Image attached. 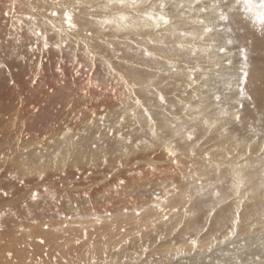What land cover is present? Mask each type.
<instances>
[{
  "label": "bare ground",
  "instance_id": "1",
  "mask_svg": "<svg viewBox=\"0 0 264 264\" xmlns=\"http://www.w3.org/2000/svg\"><path fill=\"white\" fill-rule=\"evenodd\" d=\"M29 1L32 7L28 6ZM127 6V0H0V63L10 61L12 66L11 75L8 77L0 71V157H3L0 159V189L8 192V197L0 196V212L6 213L5 218L0 220V264H216L217 251L216 253L211 251L215 245L211 238H215V234H221L224 235V239L231 234H229L230 231H234L233 221L228 227L230 220L224 215L226 211L231 210L238 213L236 201L234 202L232 198L238 191H235L236 185L233 183L235 178L227 180V193L224 191L225 195L221 192L225 196L222 195L218 201H212L209 192L202 189L206 194L205 198H202L205 204H212L211 213L207 219L205 216L201 217L202 223L206 220L205 226L198 223L199 226L194 228L196 224L193 223L195 218L193 209L202 208L201 201L198 200L200 194L196 187L186 188L183 182L192 181L190 177L207 176L208 172L202 169L203 166H208L202 158L206 150L199 147L193 156L196 159V165L204 163L201 165L202 168L197 166L204 171L200 169L192 172L191 166L190 171L177 170L180 166H176V159L185 158L189 161L191 157L188 152L183 153L186 154L183 155L184 157L169 156L166 149L170 148L172 140L185 144L187 136L182 134V128H174L172 124L170 125V94L160 86L157 78L152 79L149 75L145 83V76L143 78L138 76L139 91L129 89L131 95L134 92L142 98L139 105L136 103L140 99L137 96H135L137 97V100L134 99L135 102L130 104V100L128 101L137 117H134L129 125L133 127L134 133L129 134L127 138H131L133 145L139 141L140 146L144 145V148L135 146L128 148L129 152L125 155L123 148L128 145H122L115 138L105 137L104 134L97 136L99 135L97 133V137H92L97 131H101L103 124L107 122L113 124L120 119V114L123 112L126 114L128 111L126 108H129L123 104L127 100L125 101L126 97L122 99V92L114 86L107 88L103 85L107 82L105 76H113L112 74L120 67L129 71L131 78L133 74L130 70L134 73V67L136 69L138 65L143 69H150L149 64L144 63L141 57L142 62L128 58L130 60L127 63L128 66L124 65L123 63L127 61L126 57L118 51L121 62H112L108 56L109 53L103 52L106 49L104 47L109 44L111 47L116 46L124 39V36H127L128 43L140 42L141 49L149 50L156 55H161L158 51L160 46L157 47L161 44L167 46L170 52V40L161 42L163 40L159 39L158 33L152 30V20L147 19L145 12L133 9L132 14H129L130 10L126 8ZM53 12L59 15H51ZM66 12L72 15L74 24L82 22L81 29L80 27H76L75 30L67 28ZM122 16L126 17L124 22H122ZM126 22H129V25L125 24ZM104 25L110 26L113 30L112 36L107 35ZM37 31L47 38L48 44L53 42L54 47H49L47 51L41 47L35 52H27L28 48L25 44L29 42L36 41V44L43 46V38L34 35ZM166 36L164 39L167 38ZM128 43L123 42V45L129 46ZM57 44L61 45L60 50H57ZM99 44L103 47L101 51L97 49ZM20 45L23 46L21 53L28 59L33 57L36 63L32 65L27 60V63L19 68L24 70L17 72L20 60L11 61V54L16 51L14 48ZM90 52L96 57L95 67L89 70H86L85 66L80 68L79 65H83L86 59L92 64ZM84 55L88 57L85 58ZM41 61H43L42 67ZM76 61L79 63L76 64ZM105 62L112 65V73L108 71ZM57 64H61L65 70L63 77L58 76L54 71ZM34 68L37 69L35 74L40 77V82L33 88L29 79L34 74ZM93 68L95 69L92 70ZM151 68L153 70L152 66ZM76 71H79V76L74 74ZM134 74L136 75V72ZM120 77L124 80L128 79L126 75H120ZM12 78L17 81L15 88L7 83V80ZM89 79L93 85L98 82L99 87L93 88L90 95L85 98L80 95V90ZM52 88L55 89L54 93L50 92ZM161 95L164 98L163 103L159 99ZM121 101V105H118L117 102ZM69 104L73 106L70 110L67 107ZM37 107L41 109L39 113L35 111ZM81 111H83V118H75L74 115L79 116ZM91 113L95 115L92 116ZM102 116L103 120H101ZM131 116L129 117L132 118ZM128 119H124L125 122H131ZM159 127L166 132L164 135H170L171 141L163 140L157 130ZM68 128L71 132L65 135ZM114 133L123 132L117 127ZM68 140L69 143H65ZM64 144L67 145L63 147ZM117 148H121L120 152L116 151ZM25 149L27 151H24ZM230 152H232L231 155H222L220 158L223 164L225 163L231 169L230 174H235L234 171H238L237 158L232 150ZM105 156L108 157L107 165L102 163ZM121 163L123 167H119ZM77 168L79 180L75 178ZM209 169L214 171L212 167ZM171 170H176V173L179 171L184 176V181L182 176L179 177V184L182 186L181 190L177 189V192L174 188L168 190L169 187L162 191L158 189L156 192L157 195L168 198V200L164 199L166 203H163L166 211L159 213L155 210L149 211L148 206V208H142L143 204L138 196L146 191L144 186L148 183H156L160 173L167 174ZM239 170L242 171V169ZM40 171H44L46 175L45 182L35 179ZM89 171L92 172L90 177H88ZM8 172H15L23 178L24 186L21 187L18 183L9 180ZM120 179H124L126 183L117 192V181ZM246 180L244 189L253 191L255 179L250 181L251 183L248 178ZM196 181L199 182V179ZM38 187H49L52 191H41L40 203L34 205L29 200V196L31 191ZM143 189L145 191L142 192ZM210 189L212 190V187ZM84 192H88L91 198H85ZM129 194L132 197H128ZM180 194L188 197L185 198L188 203L191 202L188 206L186 204L185 211L178 206V200L182 198ZM57 195L59 200L53 199ZM126 197L130 199L125 201ZM177 206L178 215L175 214ZM138 211L141 213L139 216L136 214ZM165 215L169 218L167 221L163 219ZM240 218H243V214ZM44 223L49 228L43 227ZM212 227L215 228L214 236L210 231ZM21 228L23 231H20ZM160 237L163 239L161 240ZM41 240L44 241L43 244L40 243ZM193 240L195 243L192 242ZM144 248L148 249L146 253L143 251ZM171 257L174 259L170 260Z\"/></svg>",
  "mask_w": 264,
  "mask_h": 264
},
{
  "label": "rangeland",
  "instance_id": "2",
  "mask_svg": "<svg viewBox=\"0 0 264 264\" xmlns=\"http://www.w3.org/2000/svg\"><path fill=\"white\" fill-rule=\"evenodd\" d=\"M127 3L129 7L127 6L126 8L130 10L129 14H132L131 10L133 9L142 10L145 12L147 19L150 21L152 20V30L156 34L158 33L159 39L163 40L161 42L165 43L167 39L170 40V52H168L167 46L161 44L157 45V47L160 46L158 47V51L161 53L160 56L150 52L149 50L147 51H149L148 53H150V55H145L146 50L141 49L140 42L130 44L126 40L127 36H124V39L121 40L116 46H113L112 44L111 45L113 47H111L110 44L107 46L104 45V48L106 49H104L103 52L109 53L108 56L112 62H121L118 58V51L119 53L123 54L124 57H126L127 61L124 63L122 62L124 65H127V63L130 62L128 58L131 60L138 59L140 60L139 62H142L144 59V63L149 64L148 68L150 67V69H143L137 64L138 67L136 69L134 67V73L136 72V75L129 69L133 74V78H131L130 74L128 73L129 71L125 70L124 67H120L118 70L119 72L115 71L112 74L113 76H105L107 82L103 85L107 88L114 86V88H117L119 92L123 93L122 99L124 100L126 97L125 101L127 100V104L124 102L123 104L130 108H126L128 110L127 113H130L125 114V112H123L120 114V117H123L125 120L129 118L128 120L131 121L132 119L134 120V117H137V114L133 112L134 108L132 109V105L130 106V104L131 102H135L134 99L137 100V97L139 96L134 94V92V95H131L130 90L134 89L135 92L139 91V83L137 82V79H139L138 76H141L142 78L145 76V83L149 78V75L152 79L157 78L156 80L159 81L160 86L170 94V125L172 124L174 128H182L183 133H181L187 136V138L182 136L185 137V140L187 141L185 144L178 140H172L173 142L170 144V149L175 153V157L178 155H186L187 152L191 157L190 160L188 159L189 161H187L185 158H182L183 160L176 159V166H180L179 168L177 167V170L179 169L181 172H183L184 170L190 171L192 169V172H196L197 170H200L202 168L201 165H204L205 163V165L207 164L208 166H203L202 169L208 173L210 172V175L207 173V176L205 177H190L192 181L187 180L189 182L184 181V176L181 175L179 171L176 173V170H171L170 173L167 174L164 172H162L163 174L160 173L159 179L156 180V183L152 182V184L148 183L144 186L146 191L150 190L151 192H146L145 189H143L142 192L145 191L143 192L144 194L142 195L141 193V195L138 196L139 201H141L144 206H142V208L150 207L148 208L149 211L155 210L159 213H162L161 211L157 210L153 204H157L158 202L163 207L166 203L165 200H168V198H164L162 195H157L156 192H158V189H160L159 191H162L168 187V190H172L174 188L176 192L178 191L177 189L181 190L182 184H179V177L182 176L181 178L184 181L182 182L185 187H196V189H198V194H200L198 200L201 201L200 205H202L200 207L202 208L193 209V213L195 214L193 223L196 224L194 225V228L198 227L199 224L205 226L206 220L202 223L201 220L203 219H201V217L205 216L206 219L207 217L209 218L212 204H205L204 199H202L206 196L204 193L209 192L208 194L209 197L213 199L212 201H218L220 198H222V195H226L227 193L228 187L226 186H228V179L235 178L233 179V183L236 185L235 191H238L235 192V195L232 198L234 199V202L236 201L235 205L238 207V215L235 211L233 212V210H231L226 211L224 216L225 218L227 217L226 219L230 220L229 224L233 221V230L236 231V234H234V231H230L229 234H231L226 238L224 237L223 239L224 235L215 234V228L212 227L210 231L212 232L213 236L214 234L216 236L215 238H211V240H214L215 245L213 248H211L212 250H210L215 251V253L217 251L216 264H264V0H127ZM28 6L32 7L31 1H29ZM15 7L16 5L14 6V9ZM23 7H25L24 4ZM150 12H152L154 15H152ZM161 16L166 17L169 23L165 24L161 19ZM153 18L156 20H153ZM121 19L122 22H124L126 17L122 16ZM77 23L78 24L75 23L77 27L82 25V22L80 23V21ZM127 23L129 25V22H126L125 24ZM81 28L82 27L79 29ZM167 28H169V31ZM208 29H210V31H207ZM104 30H106L108 36L113 35V30L110 28V26L104 25ZM161 31H163V33ZM164 36L167 38L164 39ZM120 38L122 39V36H120ZM123 42L128 43L129 46L123 45ZM22 45L15 47L14 49L16 51L13 53L23 51L22 47L24 45ZM39 45L40 44H36V41H34L27 43V45L25 44V47L34 48L36 51L41 47L44 49L43 46ZM49 47H54V43L50 42ZM101 47L102 45L99 44L97 49L101 51V49H103V47ZM123 49H127V51ZM245 55L247 56L246 60ZM87 57L88 56H85V58ZM21 59V64L19 63V67L16 69L17 72H22L24 69H19L20 66L27 63L23 57ZM33 59L34 58L31 57L27 60L32 65H35L36 59ZM16 60L11 58V61L16 62ZM151 66L153 67V70ZM83 67L86 70L91 68L89 60L86 59L84 61ZM163 68L165 69L163 70ZM94 69L95 68L92 70ZM151 71H153L154 77L151 75ZM116 72H118L120 75L127 76L128 81H125H127V84L130 85V87L121 81L120 75ZM245 73H247L246 83L244 75ZM191 94L193 95L191 96ZM139 98L140 101L142 97L140 96ZM129 100L130 104L128 102ZM117 103L118 105H121L122 101ZM177 119L184 121L181 122ZM125 120L123 124H119V120L113 122V124L109 122L103 124L102 128L100 129L101 131H99L100 133L97 131L92 137H97L104 134L105 137L108 136L114 139V137L109 134V131L111 129L112 132H114V129H117V127L120 128L123 133H125V137H128L129 134L133 135V127L129 126L132 121L128 122V124L125 122ZM172 121L175 124L172 123ZM147 122L152 125L151 122ZM108 125L109 127H107ZM151 125L149 128H151ZM160 128L162 127L157 128V130L159 134H161L163 140L171 141L169 140L171 139L170 135H164L166 132H164L163 128ZM185 128L187 129V132ZM97 133L99 135H97ZM189 136H191V139H189ZM220 138L222 142L219 140ZM65 143L68 144L69 140ZM67 144H64L63 147H65ZM134 146L135 144H131L126 147L132 148ZM192 146L194 148H192ZM140 147L141 146H139V148ZM142 147L144 148L145 146L143 145ZM199 147H203L206 151L202 156V158H204L203 161L205 162L198 166L196 165L197 162L193 156L195 150ZM120 149L121 148H117L116 151L120 152ZM209 149L211 151H209ZM231 150L237 158L236 168L240 174H237L238 171L235 170L234 172L237 175L236 177L234 173L230 174L231 172L229 171H231V169L228 167V165L224 163L225 166H223L224 164L220 158L222 155H231ZM225 151H228V153ZM239 158L242 159L239 160ZM216 162H218V164H216ZM185 164L187 165L185 166ZM197 166L201 168H198ZM251 166L253 167L251 168ZM208 167H212L214 171ZM239 169H242V171ZM226 173L228 175H226ZM246 175L251 177H247ZM175 176L178 179H176ZM247 178L249 179V182L254 179L256 181V183L253 181V183H255L252 188L253 191L244 189ZM250 178H252V180ZM198 179L199 182L196 181ZM170 183H172L174 187L170 185ZM223 183L224 185H222ZM160 186L163 187L161 188ZM211 187L212 190L210 189ZM213 187L215 189H213ZM202 189L205 192H203ZM221 192H224V194ZM244 192L245 194H243ZM246 192L249 193V195ZM183 195L184 194H180L182 198L178 200V206L182 208V211H185L186 204L188 206V204L191 202L188 203L187 199L185 200V198L188 197H183ZM127 196L132 197L130 194ZM157 196L161 198L157 200ZM128 197H126V200L124 198V200L128 201L130 199ZM150 199H154L155 201ZM178 206L175 210L176 215H178ZM165 211L166 209L163 207V212ZM242 214L243 218L241 219L240 217ZM195 219H197V221ZM230 226L231 224L228 225V227ZM245 232L248 233L246 234ZM221 245L222 247H220ZM171 259L173 260L174 258L171 257L170 260Z\"/></svg>",
  "mask_w": 264,
  "mask_h": 264
},
{
  "label": "snow or ice",
  "instance_id": "3",
  "mask_svg": "<svg viewBox=\"0 0 264 264\" xmlns=\"http://www.w3.org/2000/svg\"><path fill=\"white\" fill-rule=\"evenodd\" d=\"M51 15L58 16L59 13L53 12V13H51ZM161 19L163 20V22L165 24L169 23V21H168V19L166 17L161 16ZM65 22H66L67 28L69 30H75L76 29L77 26L73 23L72 15L70 13H68V12L65 13ZM207 31H210V29H208ZM34 35H36L37 37H42L43 38V40H44L43 48H44L45 51H47L49 49V44H48L47 38L44 37V36H42V33L39 32V31L35 32ZM89 35H91V34L89 33ZM56 48H57V50H60L61 49V45L60 44H57L56 45ZM85 48H87V45H85ZM35 51H36V49L31 48V47H29L27 49V52H35ZM11 55H12V59H19L20 60L23 57V59L25 60V62L28 59V57L25 56L21 52H15V53H12ZM145 55H150V53H148L147 51H145ZM89 56H90V60L92 61V64H90V67H95L96 57L91 52L89 53ZM246 59H247V56L245 55V60ZM78 63L79 62L76 61V64H78ZM105 63H106V67H107L108 71L110 73H112L113 72L112 65L110 63H107V62H105ZM40 66L41 67L43 66V61H41V65ZM79 67L80 68H83V65L80 64ZM11 69H12V66H11V62L10 61H4L3 63H0V71H3L5 73V75H6V77H8L9 75H11ZM36 71H37V69L34 68V70H33V73L34 74L29 79V83L33 87H36L39 84V82H40V77L35 74ZM54 71L57 73L58 76L63 77L65 70L61 66V64H57V65H55ZM74 74L77 75V76H79L80 73H79V71H76ZM244 75H245V83H246L247 73H245ZM120 79H121V81L123 83H125V85H127V81H125L123 77H121ZM7 83L10 84L12 88H15V86L17 84V81L14 78H12L10 80L8 79L7 80ZM98 87H99L98 82L95 85H93L91 79H89V80L86 81L85 86L80 90V95L82 97H85L86 98V97H88L90 95V93H91V91H92L93 88H98ZM50 92L54 93L55 92V89L54 88L50 89ZM159 99H160L161 103H163L164 98H163L162 95L159 97ZM136 103H137V105H139L140 104V101L137 100ZM34 104H36V103H34ZM67 107L70 110V109H72L73 106L71 104H69ZM35 111L39 113L41 111V109H39L37 107V108H35ZM91 115L94 116L95 113H91ZM74 116L77 119H82L83 118V111L80 112V115L79 116H76V115H74ZM103 119H104V117L102 116L101 117V120H103ZM123 122H124V118L123 117H120L118 123L119 124H123ZM70 132H71V129L68 128L67 131L65 132V135H68ZM109 134L112 135L116 140H118L122 145H131V144H133V141L131 140V138L125 137L123 135V133L116 134V133L112 132V130L110 129ZM45 139H47V137H45ZM61 139H63V137H61ZM189 139H191V136H189ZM139 146H140V142L137 141L135 143V147L136 148H139ZM94 147H95V145H94ZM24 151H27V149H25ZM123 151H124V154L126 155L128 153V148L127 147L123 148ZM166 151H167V154L169 156H175V153L170 148L166 149ZM2 158L3 157H0V159H2ZM102 163L104 165H107V163H108V157L107 156L104 157ZM90 167H91V165H90ZM119 167H123V164L121 163L119 165ZM78 173H79V169L77 168L76 169V172H75V174H76L75 175V178L77 180L80 179V175ZM90 176H92V172L91 171L88 172V177H90ZM8 179L11 180V181H13V182L18 183L21 187H23L24 184H25V180L23 178H20L17 175V173H15V172H8ZM35 179L38 180L39 182H45L46 175H45L44 171H40L38 174H36ZM125 183L126 182H125L124 179H120L119 181H117V190H118L117 192H119L122 189V187L125 185ZM41 191L50 192V191H52V189L49 188V187H38V188H35L34 190H32L31 193H30V196H29V200L31 201L32 204L35 205V204H39L40 203V193H41ZM0 196L8 197L7 190L0 189ZM83 196L85 198H91V196H90V194L88 192H84L83 193ZM53 199L59 200V195H57ZM156 199L158 200L159 197L157 196ZM153 206L157 210L163 212V207L161 206L160 203H157V204H155ZM136 214L139 216L141 213L138 211ZM5 215H6V213L0 212V220L4 219L5 218ZM163 219L165 221H167L169 218H168L167 215H165L163 217ZM33 222L35 223L36 221H33ZM43 227H45L46 229L49 228V226L46 223L43 224ZM20 231H23V228H21ZM160 239L162 240L163 237H160ZM192 242L195 243V240H193ZM40 243L43 244L44 241L41 240ZM143 251L146 253L148 251V249L147 248H144ZM9 258H11V253H9Z\"/></svg>",
  "mask_w": 264,
  "mask_h": 264
}]
</instances>
